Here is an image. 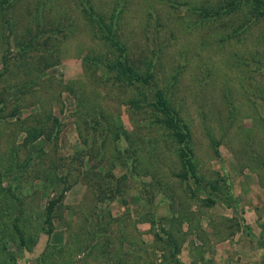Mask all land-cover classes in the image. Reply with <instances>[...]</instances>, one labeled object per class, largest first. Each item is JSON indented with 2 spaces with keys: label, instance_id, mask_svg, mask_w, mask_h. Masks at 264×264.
Returning a JSON list of instances; mask_svg holds the SVG:
<instances>
[{
  "label": "rangeland",
  "instance_id": "1",
  "mask_svg": "<svg viewBox=\"0 0 264 264\" xmlns=\"http://www.w3.org/2000/svg\"><path fill=\"white\" fill-rule=\"evenodd\" d=\"M88 7L106 22L123 11L119 32L141 73L153 72L149 86L95 65L106 48L80 0H0V264H264V0ZM157 88L190 127L200 182L180 177L171 130L129 104L152 102ZM47 114L52 140L36 129ZM29 130L40 136L29 141ZM49 165L72 184L50 235L40 174ZM20 211L26 234L40 233L30 248L10 238Z\"/></svg>",
  "mask_w": 264,
  "mask_h": 264
},
{
  "label": "trees",
  "instance_id": "2",
  "mask_svg": "<svg viewBox=\"0 0 264 264\" xmlns=\"http://www.w3.org/2000/svg\"><path fill=\"white\" fill-rule=\"evenodd\" d=\"M91 0H80V3L83 7V12L85 15L90 16L89 19L93 21L94 24H97L98 34L100 35V39L104 43V47L106 48V53L101 56V58H95L94 62H96L97 67H102L105 69V72L107 73V78L110 80V75L114 74L113 78L118 83H123L129 86H134L135 83H142L143 85L149 86L150 82L153 80V72L150 70H147L146 73H141L140 67L135 64V62L132 60L130 56L129 47L127 46V43L123 41L120 30H121V14L123 13L122 10L116 9V11H113L110 20L106 22L105 17L102 14H99L98 17H96L94 14L96 13L95 9L92 7H88V2ZM264 14V13H261ZM42 16V15H41ZM40 13L37 17L38 22L41 19ZM43 17V16H42ZM39 24H42V22ZM53 23H51L52 25ZM38 29H41L39 27ZM29 32H32L33 30L29 29ZM39 35V34H38ZM31 39L26 44L27 48H36L34 46V42L36 41L37 37L29 36ZM22 50V49H21ZM87 61H92L90 57L87 58ZM141 63V61L139 60ZM151 65V63H150ZM155 87V86H154ZM68 90L73 93L74 89L69 87ZM154 100L152 102L143 101L142 99H137V97H134L130 99L129 104L130 106L138 111H142L143 109L149 108L152 110L154 114V123L160 124L164 128H168L171 130L172 134L170 135V138L172 139L173 143H177L181 147V161L183 164V173H181L180 177L183 180H188L190 178V175L193 174V176L196 178L198 182H200V179L196 175V168L193 164V150L191 147L192 142V135L190 131V127L179 117V110L176 108V106L173 104V102L165 95V93L157 88L154 92ZM141 96L147 97L146 93H141ZM84 96H80L77 98L78 100V106L83 107L87 103V101L84 100ZM147 103V104H146ZM85 109H87L85 107ZM84 109V110H85ZM44 117V116H43ZM106 122V125L103 126V123L98 122V125L101 127H106L111 132V130H115V136L117 140L122 139V135L129 139V135L127 132H124L123 134L118 133L115 125H112L110 122L107 121V119L103 118ZM51 120V115L47 114L46 117L37 120L38 127L36 129H41L43 125L46 127V132L49 133V137H47L49 140H52L53 135L55 134V130L52 131V129L49 127V123ZM55 124L57 123V119ZM58 128V127H57ZM56 128V129H57ZM32 130H29V134ZM29 141L36 140L40 134L36 133V131H33V133L30 134ZM59 132L56 133L55 138L58 139ZM37 137V138H36ZM219 145V143L216 144V146ZM42 150V149H41ZM122 155V152L120 153ZM32 159V156L29 158V161ZM67 159V158H66ZM45 166H42V169L40 171L41 176L44 178L45 188L49 192L50 198L47 201V206L44 209V213H42V218L45 219V226H49L50 231L47 232L48 235L52 234V231L54 229L52 219L54 216V213L56 211L57 205L64 201V198L66 196V193L72 188V184L70 185L67 183L68 178L64 177L62 178V175L58 174L54 168H52L50 165L44 168ZM20 167H18L19 169ZM63 187H60V186ZM9 190V189H8ZM5 194V193H4ZM7 195V194H6ZM53 196V198H52ZM7 199V198H6ZM213 202V201H212ZM12 203V204H11ZM14 203H18V200L15 202L12 201L8 204V212H10L12 216V211L14 212ZM21 211L18 213L19 216L15 213L16 217L13 218V233L10 238L14 240L15 243L19 245V247L24 248H30V245L36 244V236L40 235V233L36 236L28 235L26 234L24 228L22 229L19 225V222L21 221V218L23 215H20ZM14 216V214H13ZM110 223L107 224V226ZM42 231H45V227L42 228ZM94 234V233H91ZM167 240L166 244L170 243L172 244L176 251H179V244L177 243V239H175L170 233H167ZM94 236H96L94 234ZM38 238V237H37ZM75 238H80V236H76ZM111 239V237H110ZM105 246L112 247V244L110 242H106ZM21 249V248H20ZM14 264H16V260H14ZM43 264H46V260H44ZM115 264H125V261H123L121 258H117L115 261Z\"/></svg>",
  "mask_w": 264,
  "mask_h": 264
}]
</instances>
